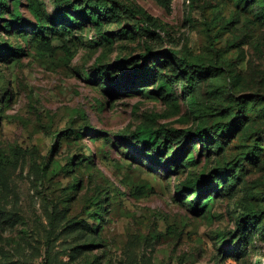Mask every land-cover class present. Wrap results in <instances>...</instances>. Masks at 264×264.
<instances>
[{"label":"rangeland","instance_id":"obj_1","mask_svg":"<svg viewBox=\"0 0 264 264\" xmlns=\"http://www.w3.org/2000/svg\"><path fill=\"white\" fill-rule=\"evenodd\" d=\"M0 264H264V0H0Z\"/></svg>","mask_w":264,"mask_h":264},{"label":"trees","instance_id":"obj_2","mask_svg":"<svg viewBox=\"0 0 264 264\" xmlns=\"http://www.w3.org/2000/svg\"><path fill=\"white\" fill-rule=\"evenodd\" d=\"M95 6V8L96 9H99L100 10V12H102V13H106V10L105 9H103V6L105 7V4L103 3V2H101V4L100 5H94ZM81 13L83 14V13H89L88 14V17L89 16H91V13L89 12V10L87 9V8H83V10L81 11ZM150 54H151V52H150ZM163 54H164V52H163ZM153 55V57L155 56L154 54H152ZM166 57V56H165ZM133 74H130L129 76H128V79H129V81H130V85L131 84H135V80H133L134 78H133ZM225 130V128L223 129V131ZM170 131H166V130H163V131H159V132H157V133H159V134H167V133H169ZM172 133H178V132H176V131H171ZM151 135L152 134H149V137H151ZM193 137H190L189 138V140L188 141H191V139H192ZM197 138L198 139H201V141H205L206 142V144H210V136H209V134L206 132V131H201V132H199L198 133V136H197ZM250 226H254V224H251L250 222H249V219H245L244 220V227L245 228H248V227H250Z\"/></svg>","mask_w":264,"mask_h":264}]
</instances>
